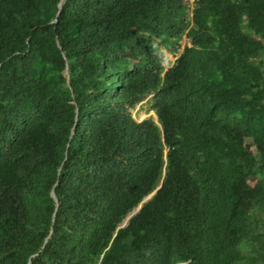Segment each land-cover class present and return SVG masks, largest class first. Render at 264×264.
Returning a JSON list of instances; mask_svg holds the SVG:
<instances>
[{
    "label": "trees",
    "instance_id": "1",
    "mask_svg": "<svg viewBox=\"0 0 264 264\" xmlns=\"http://www.w3.org/2000/svg\"><path fill=\"white\" fill-rule=\"evenodd\" d=\"M60 3L0 0V264H264V0Z\"/></svg>",
    "mask_w": 264,
    "mask_h": 264
},
{
    "label": "rangeland",
    "instance_id": "2",
    "mask_svg": "<svg viewBox=\"0 0 264 264\" xmlns=\"http://www.w3.org/2000/svg\"><path fill=\"white\" fill-rule=\"evenodd\" d=\"M195 2V0H191V7L193 5V3ZM186 46H190V42L189 40H187L186 38H184V40L181 43V48L178 51V53L173 52L171 50H164V55L166 57V60L164 61V65L166 67V69H170L173 67L174 63L176 62V60L184 53L185 51V47ZM152 96L148 97L145 101H143L142 103L138 104L132 111V116L135 118L136 121L138 122H142L146 119H152L154 121L157 122L158 118L157 115L155 113V111L152 109V102H151ZM152 197V195L150 197H148L144 204L146 202H148L150 200V198ZM144 204L140 205L138 209H140ZM137 210H135L130 217L127 218V220L124 222V224L122 225V227L126 226L128 223V220L133 217L134 213Z\"/></svg>",
    "mask_w": 264,
    "mask_h": 264
},
{
    "label": "clouds",
    "instance_id": "3",
    "mask_svg": "<svg viewBox=\"0 0 264 264\" xmlns=\"http://www.w3.org/2000/svg\"><path fill=\"white\" fill-rule=\"evenodd\" d=\"M174 64H175V63H174ZM173 66H174V65H173ZM170 69H171V68H170ZM168 70H169V69H168ZM150 96L153 97V95H150ZM150 96H149V97H150ZM156 192H157V190H156L154 193L151 194L152 197L156 194ZM151 195H149L148 197H150ZM148 197H147V198H148ZM152 197H151V198H152ZM147 198H146V199H147ZM151 198H150V199H151ZM146 199H145V200H146ZM145 200H144L140 205L144 204ZM140 205H139V206H140ZM139 206H138L135 210H137V209L139 208ZM142 207H143V206H142ZM141 209H142V208H140V210H141ZM135 210H134V211H135ZM140 210H139V212H140ZM134 211H133V212H134ZM133 212H132V213H133ZM139 212H138V213H139ZM132 213H131V214H132ZM131 214L129 215V217L131 216ZM136 214H137V213H136ZM136 214H133V215L135 216ZM131 218H132V217H131ZM131 218H130V219H131ZM130 219H129V220H130ZM129 220H128V222H129ZM127 224H128V223H127Z\"/></svg>",
    "mask_w": 264,
    "mask_h": 264
},
{
    "label": "water",
    "instance_id": "4",
    "mask_svg": "<svg viewBox=\"0 0 264 264\" xmlns=\"http://www.w3.org/2000/svg\"><path fill=\"white\" fill-rule=\"evenodd\" d=\"M64 0H61V3H60V11H61V9H62V2H63ZM60 11H59V13H60ZM58 16H59V14H58ZM56 21H57V19H56ZM66 75H67V77L69 78V71L68 70H66ZM69 82H70V79H69ZM142 208V207H141ZM139 210L140 209H137V211L134 213V214H136V213H138L139 212Z\"/></svg>",
    "mask_w": 264,
    "mask_h": 264
}]
</instances>
